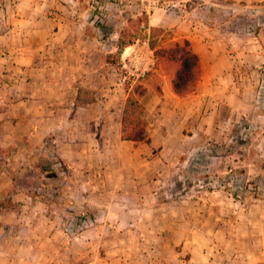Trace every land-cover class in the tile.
<instances>
[{
	"label": "rangeland",
	"instance_id": "obj_1",
	"mask_svg": "<svg viewBox=\"0 0 264 264\" xmlns=\"http://www.w3.org/2000/svg\"><path fill=\"white\" fill-rule=\"evenodd\" d=\"M205 1L0 0V216L70 244L104 233L128 264H264L262 64L236 70L254 83L209 125L132 141L81 122L97 86L120 85L124 107L158 82L126 70L134 48L149 55L154 11Z\"/></svg>",
	"mask_w": 264,
	"mask_h": 264
},
{
	"label": "crops",
	"instance_id": "obj_2",
	"mask_svg": "<svg viewBox=\"0 0 264 264\" xmlns=\"http://www.w3.org/2000/svg\"><path fill=\"white\" fill-rule=\"evenodd\" d=\"M186 5L171 12L154 11L148 19V25L165 28L173 40L188 41L200 64L195 90L185 96L174 93L169 74L153 69L158 82L147 89L142 103L145 128L154 134L168 125L177 126V131L182 132L185 123L190 129L198 124H212L222 117V109L236 108L240 85L254 83L244 76L240 84L236 70L244 63L249 68L260 64L264 67V0H207L192 3L189 9ZM245 11L248 15L243 14ZM147 60L151 63L149 71L155 63L150 50ZM91 71H105L104 65L97 63ZM111 85L112 82H107L97 86L96 100L89 107L93 111L81 115V122L91 132L93 118L104 131L118 130L121 125L122 110L118 124H114V118L118 107L123 108L122 87ZM32 119L41 120V116ZM33 122L31 133L35 132ZM16 215L10 211L0 216V264H128L124 248L117 244L110 246L104 233H84L70 244L64 238L61 242L58 236H37L30 226L16 222ZM13 227L26 232L15 233Z\"/></svg>",
	"mask_w": 264,
	"mask_h": 264
},
{
	"label": "trees",
	"instance_id": "obj_3",
	"mask_svg": "<svg viewBox=\"0 0 264 264\" xmlns=\"http://www.w3.org/2000/svg\"><path fill=\"white\" fill-rule=\"evenodd\" d=\"M165 32L162 28H150L148 46L153 52L155 63L152 69L144 73V78L155 76L153 69L169 74L174 93L177 96H185L195 90L200 76V64L198 55L193 51L188 41L179 43L172 39L158 44L159 34ZM156 79L158 80L157 76ZM136 86L129 90L123 107L121 125L123 138L132 141H141L145 138V121L143 119L144 106L141 102L143 90ZM157 88V87H156ZM157 91L160 92L159 88Z\"/></svg>",
	"mask_w": 264,
	"mask_h": 264
},
{
	"label": "built area",
	"instance_id": "obj_4",
	"mask_svg": "<svg viewBox=\"0 0 264 264\" xmlns=\"http://www.w3.org/2000/svg\"><path fill=\"white\" fill-rule=\"evenodd\" d=\"M143 26V24H142ZM151 63L142 55L138 48H134L128 57L126 70L128 74H144L148 71Z\"/></svg>",
	"mask_w": 264,
	"mask_h": 264
}]
</instances>
